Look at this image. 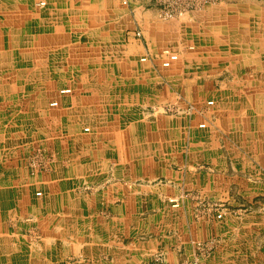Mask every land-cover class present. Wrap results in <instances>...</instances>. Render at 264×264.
I'll use <instances>...</instances> for the list:
<instances>
[{"label":"crops","instance_id":"crops-1","mask_svg":"<svg viewBox=\"0 0 264 264\" xmlns=\"http://www.w3.org/2000/svg\"><path fill=\"white\" fill-rule=\"evenodd\" d=\"M47 3L0 0V264H264V0Z\"/></svg>","mask_w":264,"mask_h":264},{"label":"built area","instance_id":"built-area-1","mask_svg":"<svg viewBox=\"0 0 264 264\" xmlns=\"http://www.w3.org/2000/svg\"><path fill=\"white\" fill-rule=\"evenodd\" d=\"M215 1L218 0H155V3L159 8V16L163 20L170 21L179 19L189 12L202 11L206 7V5ZM41 4H45V0H41ZM164 53L167 56V58L163 61L164 66H170L173 61L178 59V54L173 51H170L169 49H165ZM143 59H145V57ZM69 91L70 89L62 90V92ZM213 102V100H209L208 104H212ZM51 104L57 105L58 102L52 101ZM161 107L165 112H179L182 110L178 105H175L173 103H167L162 105ZM193 108L194 106L190 104L188 105L186 110L192 111ZM200 126L204 127L206 126V123L202 122L200 123ZM46 158L47 157L45 156L44 152L37 151L29 160V167L31 173L34 174L40 167H44L45 163L47 162ZM37 194H41V192L38 191ZM222 215L223 213L221 211L217 213L218 217H222ZM189 264H198V260L194 259V261Z\"/></svg>","mask_w":264,"mask_h":264},{"label":"rangeland","instance_id":"rangeland-1","mask_svg":"<svg viewBox=\"0 0 264 264\" xmlns=\"http://www.w3.org/2000/svg\"><path fill=\"white\" fill-rule=\"evenodd\" d=\"M38 3H39V6L41 5L42 7H45L48 3H47V0H45V4H41V0H38ZM194 109V108H193ZM192 109V110H193ZM222 209H220V211H221ZM219 211V212H220ZM222 212V211H221ZM223 213V212H222ZM218 217V216H217ZM222 217H223V215H222ZM222 217H219V218H222ZM208 242H210V241H208ZM197 245L199 246V248L200 249H202L203 250V247H204V249H205V247L207 246V242H205V243H203V242H198L197 243ZM210 255V252H208V253H206V254H204V256L206 257V256H209ZM198 260V264H201V258H200V256H197L196 258H195V260ZM194 261V260H193ZM192 261V262H193ZM191 263V262H190ZM184 264H189V263H184Z\"/></svg>","mask_w":264,"mask_h":264}]
</instances>
